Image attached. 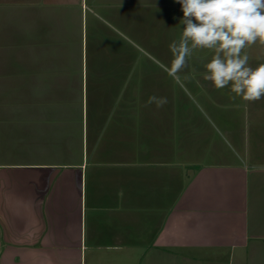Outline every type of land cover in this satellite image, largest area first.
Returning <instances> with one entry per match:
<instances>
[{"label":"crops","instance_id":"obj_1","mask_svg":"<svg viewBox=\"0 0 264 264\" xmlns=\"http://www.w3.org/2000/svg\"><path fill=\"white\" fill-rule=\"evenodd\" d=\"M182 18L0 0V264H264V99L215 89L209 51L162 71Z\"/></svg>","mask_w":264,"mask_h":264},{"label":"clouds","instance_id":"obj_2","mask_svg":"<svg viewBox=\"0 0 264 264\" xmlns=\"http://www.w3.org/2000/svg\"><path fill=\"white\" fill-rule=\"evenodd\" d=\"M176 2L183 12L182 35L169 45L173 55L170 66L154 59L158 67L182 84L180 73L189 67L193 53L209 51L213 55L205 65L204 79L215 89L228 88L233 100L239 97L247 103L264 99V63L251 67L247 53L257 43L264 46V0ZM147 103L161 108L168 100L152 96Z\"/></svg>","mask_w":264,"mask_h":264},{"label":"rangeland","instance_id":"obj_3","mask_svg":"<svg viewBox=\"0 0 264 264\" xmlns=\"http://www.w3.org/2000/svg\"><path fill=\"white\" fill-rule=\"evenodd\" d=\"M257 56H258V59H262L261 62L264 63V55L262 54V56H260V55L257 54ZM253 58H254V56H253ZM89 258H90V255H89V257L87 258V260H88V264H90V262H89ZM91 264H93V263H91ZM101 264H103V263H101ZM135 264H136V263H135Z\"/></svg>","mask_w":264,"mask_h":264}]
</instances>
